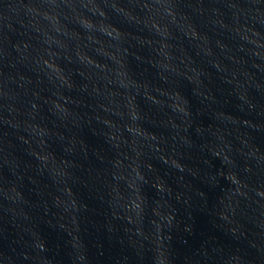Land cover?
Instances as JSON below:
<instances>
[{
    "label": "water",
    "instance_id": "water-1",
    "mask_svg": "<svg viewBox=\"0 0 264 264\" xmlns=\"http://www.w3.org/2000/svg\"><path fill=\"white\" fill-rule=\"evenodd\" d=\"M0 264H264V0H0Z\"/></svg>",
    "mask_w": 264,
    "mask_h": 264
}]
</instances>
